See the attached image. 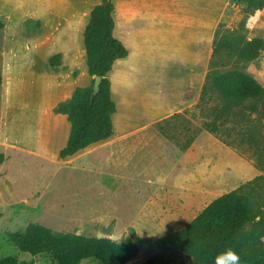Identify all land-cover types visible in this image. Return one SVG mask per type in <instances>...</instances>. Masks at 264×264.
Listing matches in <instances>:
<instances>
[{
  "label": "rangeland",
  "instance_id": "374dc122",
  "mask_svg": "<svg viewBox=\"0 0 264 264\" xmlns=\"http://www.w3.org/2000/svg\"><path fill=\"white\" fill-rule=\"evenodd\" d=\"M46 1L0 0L5 24L0 32V153L5 155L0 166L1 256L56 264L47 254L32 258L21 253L9 238L36 223L55 232L116 241L133 231L152 243L128 264L154 257L168 264H193L180 250L158 249L153 243L184 229L213 200L236 189L237 155L263 177L252 190L254 206L263 207L264 98L254 102L256 112L249 110L251 103L238 112L236 133L224 136L233 146L202 129L206 116L199 103L212 69L216 31L264 40V10L251 14L245 3L233 0H171L177 42L167 37L154 53L134 54L137 61L113 73L117 103L112 142L61 159L55 135L68 120L53 113L52 103L39 105L37 99L43 88L57 85L65 95L76 85L84 75L81 54L67 55L56 70L47 69L44 59L40 66L25 68V92L12 83L16 67L9 59L18 49L37 44L41 24L31 16L47 8ZM50 1L58 6L64 0ZM189 14L202 20L195 24ZM190 31L206 38L189 47L180 39ZM219 68L242 70L264 88V51L253 62L224 59ZM45 71L53 76L51 82ZM144 126L148 128L134 138L124 139L126 130Z\"/></svg>",
  "mask_w": 264,
  "mask_h": 264
},
{
  "label": "trees",
  "instance_id": "16d2710c",
  "mask_svg": "<svg viewBox=\"0 0 264 264\" xmlns=\"http://www.w3.org/2000/svg\"><path fill=\"white\" fill-rule=\"evenodd\" d=\"M245 3L254 14L264 10V0H233ZM113 0H102L90 14L85 29L84 44L87 55V72L92 78L90 86L77 87L71 98L58 103L54 114L67 117L70 131L67 144L58 155L65 159L113 135V115L116 103L112 98V83L109 74L114 63L128 57L129 52L115 38ZM5 24L0 20V32ZM264 51V40L237 33H215L211 71L202 89L199 107L206 116L202 129L225 141L236 133V116L244 112L243 106L251 103L249 110L256 112L254 102L264 98V88L252 76L242 70L221 71L219 66L227 58L253 62ZM62 55L50 58L51 68L61 65ZM102 77L99 92L92 96L94 77ZM247 108V109H248ZM5 155L0 153V166ZM263 177L258 176L239 188L213 200L184 229L169 233L154 241L158 249L176 248L192 260L193 264H214L217 254L228 248L241 257L240 264H264V202L262 208L254 206L253 186ZM9 238L21 253L32 258L47 254L56 264H82L93 260L98 264H128L141 248L152 243L149 238L132 234L116 241L111 238L89 237L75 233H61L32 223L24 232L9 233ZM1 251V249H0ZM0 264H35V261H20L14 256L2 257ZM144 264H168L151 258Z\"/></svg>",
  "mask_w": 264,
  "mask_h": 264
},
{
  "label": "crops",
  "instance_id": "0c3cea01",
  "mask_svg": "<svg viewBox=\"0 0 264 264\" xmlns=\"http://www.w3.org/2000/svg\"><path fill=\"white\" fill-rule=\"evenodd\" d=\"M46 2H49L47 8L36 11L33 16H31V18L36 19V21L38 20L37 22L40 21L41 24L35 41L37 44H33L32 46L29 45L28 47L24 46L21 49H18L16 56L10 54L9 59L10 61H14L16 67L13 69L12 83L21 84L23 87L21 91L25 92V86L29 84L25 68L29 66L33 67L34 65L40 66L44 59V66L47 69H50L51 66L49 60L55 55L61 54L62 60L66 62L67 55L75 53L81 54L84 63V75L80 80H76V85L65 95L58 90L57 85L43 88V95L37 99L39 105L43 103L44 105L52 103V109H54L58 103L71 98L77 87L89 86L88 82L91 77L87 72V55L84 44V33L90 21L91 11L96 5L101 4L102 0H64L60 2L58 6L50 0H47ZM113 2V16L115 20L114 36L123 43L129 52L128 57L119 59L114 63L113 69L109 74L112 83V98L114 102L117 103L113 86V73L115 69L128 64L131 65L133 62L137 61L138 59L135 60L132 57L134 54L154 53L157 46L162 44L163 39L164 41H167V37L171 38L176 43L178 36L173 33L176 28V16L171 11L172 9L169 8L175 6L171 0H113ZM188 11L192 12L194 10L190 7V10ZM190 17H192L190 20L195 24L202 20L200 17H196L195 14L190 15ZM185 20H187V18H185ZM194 27L197 28L198 25H194ZM191 35V31L189 33L186 32L180 39L186 43L185 45L189 43V47L192 46V43H196L194 40H197L198 42L206 38V35L201 32L200 34L196 32L195 35ZM40 53L45 56H41ZM45 76V78L51 82L50 78L52 79L53 76L48 75V71H45ZM55 115L67 119L65 115ZM146 128H148V126H144L138 130L128 129L123 134V137L124 139L134 138L135 135L146 130ZM69 131L70 126L67 124L63 130H60L57 135H55V141H57L59 149L58 153L66 146L69 138ZM114 135L115 125L113 135L109 139L96 144L112 142L111 139ZM237 156L235 174L236 189L258 176L257 169L250 162L239 155ZM204 182L207 183L208 180L205 179Z\"/></svg>",
  "mask_w": 264,
  "mask_h": 264
},
{
  "label": "clouds",
  "instance_id": "9594fccd",
  "mask_svg": "<svg viewBox=\"0 0 264 264\" xmlns=\"http://www.w3.org/2000/svg\"><path fill=\"white\" fill-rule=\"evenodd\" d=\"M240 261L239 254L231 248L217 254L214 258V264H240Z\"/></svg>",
  "mask_w": 264,
  "mask_h": 264
},
{
  "label": "water",
  "instance_id": "95a60500",
  "mask_svg": "<svg viewBox=\"0 0 264 264\" xmlns=\"http://www.w3.org/2000/svg\"><path fill=\"white\" fill-rule=\"evenodd\" d=\"M101 82H102V77L100 76L94 77L92 96H95L99 92ZM98 238H104V237H98Z\"/></svg>",
  "mask_w": 264,
  "mask_h": 264
}]
</instances>
